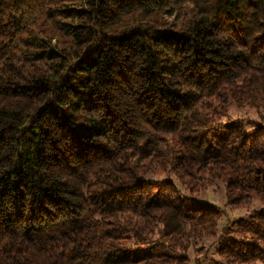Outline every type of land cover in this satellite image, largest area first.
<instances>
[{
	"label": "trees",
	"instance_id": "trees-1",
	"mask_svg": "<svg viewBox=\"0 0 264 264\" xmlns=\"http://www.w3.org/2000/svg\"><path fill=\"white\" fill-rule=\"evenodd\" d=\"M233 103L264 110V0H0V264H188L209 239L205 264H264V209L220 229L148 177L264 201V126H224Z\"/></svg>",
	"mask_w": 264,
	"mask_h": 264
},
{
	"label": "rangeland",
	"instance_id": "rangeland-1",
	"mask_svg": "<svg viewBox=\"0 0 264 264\" xmlns=\"http://www.w3.org/2000/svg\"><path fill=\"white\" fill-rule=\"evenodd\" d=\"M188 7H184L181 11L172 12V14L160 13L157 14L155 18L159 21L162 26L160 29L162 31L168 30L172 33H178L177 28H181L184 22H187L189 18ZM154 17V16H153ZM158 22V25H159ZM240 120L245 126L247 132L254 131L256 127L251 122H257L264 126V110L261 108H254L251 106H239L236 104H232L229 108L228 115L224 117V126L228 123ZM209 131V135L214 138L216 136V132ZM214 141V140H213ZM148 177L152 180H165L166 178H170L174 181L177 188L180 189L182 195L190 198L191 205H199V204H215L222 211V218L220 221V229L222 226L226 225L228 222L235 220L240 217L249 216L251 213L255 212L259 209H264V201L255 200V202L251 206H240V207H232L228 204L224 183L222 181H215L206 189L196 190L194 193H191L186 185L179 179V177L172 171L163 168H157L151 171ZM205 247H200V245L196 246V249H190L188 251L189 261L188 264H205L206 262H210L211 259L219 258L215 245L212 239H209L204 242Z\"/></svg>",
	"mask_w": 264,
	"mask_h": 264
}]
</instances>
